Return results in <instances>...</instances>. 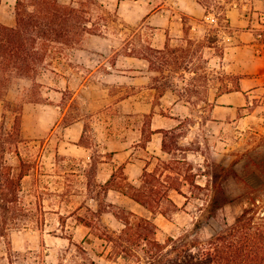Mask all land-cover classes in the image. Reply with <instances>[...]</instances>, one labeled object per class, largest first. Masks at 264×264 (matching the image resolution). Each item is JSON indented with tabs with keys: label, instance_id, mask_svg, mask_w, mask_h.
Masks as SVG:
<instances>
[{
	"label": "rangeland",
	"instance_id": "1",
	"mask_svg": "<svg viewBox=\"0 0 264 264\" xmlns=\"http://www.w3.org/2000/svg\"><path fill=\"white\" fill-rule=\"evenodd\" d=\"M174 1L180 0H150L152 10L165 7L142 25L126 23L113 6L107 8L99 0H59L75 7L86 3L87 24L97 34L83 33L69 45H56L59 48L48 54L34 76L13 77L6 92H0L13 103L4 111L0 100V124L11 130L17 119L22 132L18 150L30 166L22 198L36 212L34 223L10 232L11 254L0 239V264H92V260L110 264L96 229L79 219L112 230L123 227L113 211L127 207L117 203L107 208L106 195L97 186L102 183L97 176L102 142L108 138L120 142V147L141 146L133 154L146 156L142 147L152 138V128L180 124L175 136L167 139L176 160L171 161L173 173L160 164V171L171 174L168 181L182 192L171 190L178 207H170L167 216L156 215L161 241L193 229L197 220L202 221L203 238L234 224L248 206L245 197L250 187L264 204V88L255 94L250 122L211 121L212 100L225 93L224 79L241 76L228 65L261 76L264 83V0H191L206 9L203 20L185 14ZM33 2L22 0V9L34 10ZM170 3L172 12L166 7ZM124 12L131 15L129 8ZM168 14L183 23L185 32L168 41L170 64L151 70L141 55L164 38L157 28L166 26ZM226 17L231 32L224 27ZM249 30L252 46L246 47L234 37ZM161 137L155 135L149 146L155 148ZM74 142L82 147L68 153L64 146ZM6 157L15 167L20 165L15 152ZM214 175L218 176L215 185L224 187L234 200L205 219L209 191L191 183L208 187L207 178L211 183ZM118 198L110 193V199ZM100 203L110 212L95 219L88 208L97 210ZM133 208L148 214L138 204Z\"/></svg>",
	"mask_w": 264,
	"mask_h": 264
},
{
	"label": "trees",
	"instance_id": "2",
	"mask_svg": "<svg viewBox=\"0 0 264 264\" xmlns=\"http://www.w3.org/2000/svg\"><path fill=\"white\" fill-rule=\"evenodd\" d=\"M201 4V2H199ZM22 0L16 5V20L14 27L0 24V92H6L8 83L13 77L34 76L44 64L46 57L56 45H69L83 33H93L85 17L86 3L75 7L73 4H63L59 0H34V10L22 9ZM224 27L231 32L232 25L228 17ZM169 44L163 48L149 47L147 54L141 55L149 62L151 70H163L170 64ZM157 68H154V66ZM242 76L236 80L224 79L225 91L239 89ZM4 111L13 107V103L5 100ZM13 111V110H12ZM5 115V112H4ZM180 124L172 129H156L153 133H162V149L172 155V160L163 162V169L170 170L171 161H176L173 152L167 146V139L173 138ZM22 132L15 125L7 130L0 124V239L6 241L8 254L12 252L9 235L12 230H18L35 222L36 212L28 208L22 198L23 179L29 174V164L22 158L18 144L22 142ZM15 152L20 165L15 167L6 157L7 153ZM111 156L112 154H107ZM185 159V158H183ZM92 165L94 161L92 159ZM97 166V165H96ZM223 170L228 169L221 166ZM97 169V168H96ZM144 171L140 187L124 182H116L117 173L106 183L97 184L100 192L107 195L110 189H115L142 205L149 213L139 215L131 210L113 211V215L123 227L120 230L108 229L98 223L79 219L88 227H94L95 236L102 240L105 248V258L110 264H264V204L255 195V189L250 187L246 194L248 206L239 214L234 224L226 225L222 231L203 238L199 231L202 221L197 220L191 230L178 236H167L161 241L157 237L158 225L154 218L157 214L168 215L170 207L177 204L170 196L171 190L182 193L168 181L171 174ZM121 177H125L120 173ZM96 178V173H95ZM206 186L193 184L194 187L209 191V202L205 207V219L215 217L217 212L234 199L230 198L222 186H216L218 176H212ZM187 180V178H185ZM210 184V186H209ZM65 194V192H64ZM96 199L95 196H91ZM107 208L114 206L106 202ZM89 213L98 219L104 213L110 212L98 204L97 210L88 208ZM37 221V220H36ZM92 264L95 262L92 260Z\"/></svg>",
	"mask_w": 264,
	"mask_h": 264
},
{
	"label": "crops",
	"instance_id": "3",
	"mask_svg": "<svg viewBox=\"0 0 264 264\" xmlns=\"http://www.w3.org/2000/svg\"><path fill=\"white\" fill-rule=\"evenodd\" d=\"M71 1L73 0H68L67 3H70ZM99 1L103 4V6L107 8L113 6L120 18H122L128 24L137 22L139 24L145 25L146 23H150L149 21L155 17L156 12H161V9L165 7V5H162L158 7V9L152 10L150 8V0H116L114 4L111 3V0ZM17 2L18 0H0V24L7 27H14L16 25ZM174 3L178 4V6H180V9L192 18L203 20L208 16L206 9L198 1H196L197 6L194 5L191 0L174 1ZM168 5L166 6L167 8H169L168 12H172L174 5H172L171 3ZM126 8H129L131 15H128L126 12H124ZM140 11H142V13H139ZM166 18V26L164 28H157L158 33L161 34V31H163L164 38L162 40L160 38L154 41L152 43L153 47L163 48L171 38L181 37L185 32L183 23L175 21L173 15L168 14ZM191 29H195V26H193ZM251 32L252 31L250 30L244 31L234 38L238 43H242L243 46H252V40L249 36ZM256 36L258 37V35H255V40ZM228 67H231L232 71L237 75L242 76L238 83L239 89L220 93L214 97V99L212 100L213 104L211 109V121L218 123L221 122L222 119H226L228 121V124L230 125H237L241 122H250L255 113L250 109V107L254 105V98L256 97L255 94L262 88H264V83L262 82L261 76L258 78L255 76H251L250 74L247 75L248 72H242L238 70L235 71L236 65L234 63L228 65ZM163 118L175 121L178 120V122L181 123V120L171 116H163ZM178 125L179 124H176V126H172L170 128L162 126L156 129H172L177 127ZM156 129L152 128V130ZM160 134L162 133H153L152 138L148 139L146 145L142 147L144 152H146L147 154L146 156H136L135 154H133V151L137 148H141V146L133 147L129 145L120 147V142L114 141L113 138L105 139V141L102 142L104 154L102 155L101 160L98 162L97 169V176L98 179H100V182L106 183L114 173H117L115 180L116 182H121L123 180L124 182L130 183L135 187H140L142 184V176L145 170H147L148 172L159 170L160 173V164H163L164 161H169L172 159V155L162 149V137L159 139V142L156 144L155 148L152 149L149 146L153 141V137ZM78 146L82 147V145H80V143L78 142L67 143L66 146H64V149L66 148L68 153H70L71 150L74 149L73 147ZM109 153L112 155L108 156L107 154ZM91 160L92 155L90 154L89 161ZM120 173L125 177H121ZM165 175L166 173H164L163 177ZM110 193L118 194L119 198L117 200L110 199ZM106 201L113 205H117V203H124L128 210L139 214V212L134 210L133 207L134 204H140L118 190L110 189L106 195ZM139 215L148 216L149 213H143ZM155 219L156 216L154 220Z\"/></svg>",
	"mask_w": 264,
	"mask_h": 264
}]
</instances>
